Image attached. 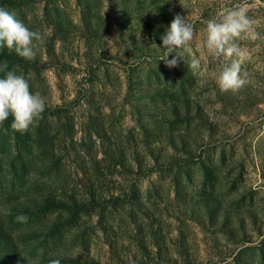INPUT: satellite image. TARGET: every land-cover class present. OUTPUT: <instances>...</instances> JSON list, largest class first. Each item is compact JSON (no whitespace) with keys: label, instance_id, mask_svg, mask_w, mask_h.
Listing matches in <instances>:
<instances>
[{"label":"rangeland","instance_id":"374dc122","mask_svg":"<svg viewBox=\"0 0 264 264\" xmlns=\"http://www.w3.org/2000/svg\"><path fill=\"white\" fill-rule=\"evenodd\" d=\"M238 6L243 59L210 54L207 21ZM0 8L43 37L34 60L0 47V78L44 99L27 131L0 125V264H264V0ZM177 14L193 38L170 68L160 37ZM234 60L248 83L224 91Z\"/></svg>","mask_w":264,"mask_h":264},{"label":"clouds","instance_id":"9594fccd","mask_svg":"<svg viewBox=\"0 0 264 264\" xmlns=\"http://www.w3.org/2000/svg\"><path fill=\"white\" fill-rule=\"evenodd\" d=\"M246 13L247 9L244 6H238L235 9H225L220 14L219 20L207 21L205 46L210 54L216 57L223 55L226 59L236 55L243 59V52L233 40L249 31L253 24ZM192 38V25L181 15L174 16L165 33L160 37L162 47L166 50L160 60H163L167 67L176 66L177 56L168 59L169 54L175 52L177 48H184ZM34 41L43 42L39 31L30 30L14 12L0 8V47L15 48L19 56L34 60L36 57ZM199 66L200 60L193 58L191 67L196 69ZM217 83L224 91H237L244 87L248 81L241 76L240 60H234L230 65L223 66L219 71ZM43 111V97L39 93L33 94L30 91L29 83L22 75L8 72L5 78H0V125L11 114L13 120L11 128L24 132ZM7 211L5 210V214ZM27 219L28 217L23 214L16 217L20 223H26ZM49 264H60V260L52 259Z\"/></svg>","mask_w":264,"mask_h":264}]
</instances>
